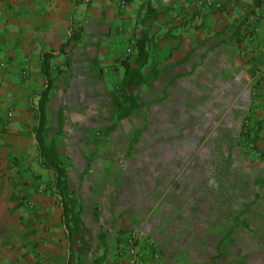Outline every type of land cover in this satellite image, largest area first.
Masks as SVG:
<instances>
[{
	"label": "crops",
	"instance_id": "1",
	"mask_svg": "<svg viewBox=\"0 0 264 264\" xmlns=\"http://www.w3.org/2000/svg\"><path fill=\"white\" fill-rule=\"evenodd\" d=\"M217 1L220 10L206 9L195 21L185 17L193 0H0V264H68V255L70 264H130L131 231L139 234L142 264H214L203 261L208 243L190 242L204 231L185 227L192 221L177 216L176 185H165L164 176L175 179L177 154L165 152L180 139L178 110L205 111L198 121H179L189 134L200 126L205 142L208 111L217 115L215 154L264 160V73L256 78L264 64V0L257 7L255 0ZM144 32L148 59L140 73L156 76L146 92L132 89L141 108L117 121L123 64L136 67ZM42 53L52 54L43 137L55 146L67 200L84 225L71 240L54 173L38 163ZM99 128L109 141L123 138L125 154L98 148Z\"/></svg>",
	"mask_w": 264,
	"mask_h": 264
},
{
	"label": "rangeland",
	"instance_id": "2",
	"mask_svg": "<svg viewBox=\"0 0 264 264\" xmlns=\"http://www.w3.org/2000/svg\"><path fill=\"white\" fill-rule=\"evenodd\" d=\"M153 62H156L154 55ZM147 87L140 92H146ZM201 114L204 117L205 111L178 110L180 139L177 138L173 144L171 153L165 144V154H177L175 179L164 176L165 185H176L177 216L184 214L189 217L192 222L185 223L188 230L198 234L204 231L192 236L190 242L202 240L208 243L205 248L208 252L203 260L206 263L264 264V182L260 181L264 177V160L252 161L239 154H215L217 142L212 134L216 132L214 125L218 118L211 111H208L211 119L208 142L201 140L200 126L196 133L184 132V125L179 121H198ZM248 127V122L243 119L241 131L247 138L250 134ZM133 133L135 138L139 131L134 130ZM96 137L98 148L110 145L112 154H125L121 143L123 138L109 141V133L101 128L97 130ZM160 145L156 143V154H159ZM208 149L211 154H208ZM217 243L218 253L212 255ZM85 249L89 251L90 248L83 246L81 258L90 263L91 257Z\"/></svg>",
	"mask_w": 264,
	"mask_h": 264
},
{
	"label": "trees",
	"instance_id": "3",
	"mask_svg": "<svg viewBox=\"0 0 264 264\" xmlns=\"http://www.w3.org/2000/svg\"><path fill=\"white\" fill-rule=\"evenodd\" d=\"M259 1H254V6L257 7ZM149 41L147 32H144L136 40L137 48V59L134 62L136 67H132L129 63L124 62L125 75L122 83L120 84L119 95L115 99L116 107V120L120 121L135 111L141 108L136 96L133 94L132 89L149 86L156 72H153L152 75L148 78H145L141 75L140 70L147 63L148 59V46ZM52 57L50 53H42V74L45 79V84L42 92L38 95L39 101L36 106H34V113L36 119V127L34 128V135L37 142L38 148V163L43 169H47L54 173L55 177V189L59 190L57 197L60 200V206L62 209V221L64 223L66 238L71 240L70 237L73 234L82 233L84 230V225L79 219L78 213L73 212V208L70 205L71 199L67 200L69 193L66 188V174L61 162L59 161L58 154H56L55 146L53 143L48 144L45 142L43 137L44 127H45V105L48 101V94L51 89V81L49 78V66L48 59ZM264 182V179H260ZM71 248L69 247V252ZM67 263L70 264V255H68ZM96 264V263H93Z\"/></svg>",
	"mask_w": 264,
	"mask_h": 264
},
{
	"label": "built area",
	"instance_id": "4",
	"mask_svg": "<svg viewBox=\"0 0 264 264\" xmlns=\"http://www.w3.org/2000/svg\"><path fill=\"white\" fill-rule=\"evenodd\" d=\"M193 6L194 10L191 12H187L185 17L187 18H193L195 21H200L201 19V12L206 9H212V10H220L222 5L221 2L217 0H193ZM184 17V18H185ZM187 18H185L187 20ZM259 20V17L255 16L251 23L249 24V30L247 37L251 39L256 32V25ZM135 46V42H134ZM264 73V64L261 66V69L259 70L256 78L257 81L260 80L262 74ZM246 125V122L244 123ZM138 239L139 234L136 231H131L128 233L127 236V254L130 257V264H142L143 262V253L138 247Z\"/></svg>",
	"mask_w": 264,
	"mask_h": 264
}]
</instances>
